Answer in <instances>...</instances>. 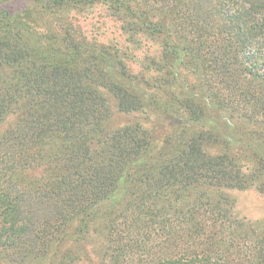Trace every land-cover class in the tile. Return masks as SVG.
I'll return each instance as SVG.
<instances>
[{"label": "trees", "instance_id": "16d2710c", "mask_svg": "<svg viewBox=\"0 0 264 264\" xmlns=\"http://www.w3.org/2000/svg\"><path fill=\"white\" fill-rule=\"evenodd\" d=\"M7 1L0 0V247L22 264L51 250L52 264H76L91 238L100 244L97 264H264V221L237 217L225 195L210 192L248 188L253 179L229 153L206 150L210 134L189 130L207 120L210 104L264 121V0H137L135 23L174 34L176 62L206 89L189 94L186 121L162 137L138 121L119 122L146 103L116 49L39 28L31 12L2 8ZM100 1L108 2L47 0L38 14ZM162 62L172 73L174 63ZM258 163L254 173L264 174V158ZM261 182L255 188L264 192Z\"/></svg>", "mask_w": 264, "mask_h": 264}, {"label": "rangeland", "instance_id": "374dc122", "mask_svg": "<svg viewBox=\"0 0 264 264\" xmlns=\"http://www.w3.org/2000/svg\"><path fill=\"white\" fill-rule=\"evenodd\" d=\"M45 1L47 0H9L1 7L11 13L31 12L39 28H51L52 31L56 29V32L62 35L67 32L75 41L98 42L116 49L118 54L116 57L121 58L119 66L123 64L130 72L131 87L142 90L146 103L141 110L119 118V122L126 118L138 121L162 137L178 129V123L186 121L189 113L185 109V99L193 91L199 89V92H203L206 89L199 84V74L188 73L182 62H176L175 51L168 47L176 39L174 34L162 35L158 30L149 28V25L140 26L135 23L139 15L134 9L140 5L137 0H126L121 3L115 0H108L107 3L100 1L92 6L76 5L74 9L70 7L40 15L37 5ZM204 2L211 4L207 0H203ZM141 17L145 21L144 17ZM164 21L167 22V27H172L177 23V18L174 14H169L165 16ZM53 34L55 37L56 33ZM164 46L170 49L166 53L163 52ZM262 52L260 62L257 64L260 71L264 70V51ZM163 60L174 63L172 73L169 72V66L163 64ZM171 75L174 76L172 80L169 79ZM212 86L218 88L220 84L212 83ZM197 98L202 99L200 94ZM225 98L227 97L223 99ZM195 101L203 104L201 100ZM237 102L234 101L235 107L239 105ZM221 107L215 104L207 105L205 108L207 120L194 122L189 128L190 133L210 134L206 150L211 155L229 153L231 161L239 165L240 170L253 181L248 188H227L223 191L213 188L210 192L213 198L225 195L237 217L264 221V192L255 188L262 183L264 174L254 173L258 162L264 158V121L257 113L238 112L242 111L241 107L233 112L229 108ZM226 136H231L229 144L226 143ZM82 242L84 244H81L79 254L86 257L77 260L76 264H89L88 259L97 264L100 244L92 238ZM68 244L71 248L76 247L74 241ZM8 250L0 247V264H22L14 261ZM60 250L67 253V241L60 246ZM52 253L53 250L47 258L37 264H52L50 261Z\"/></svg>", "mask_w": 264, "mask_h": 264}]
</instances>
